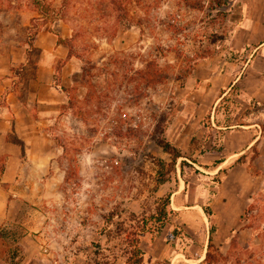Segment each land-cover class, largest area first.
I'll return each instance as SVG.
<instances>
[{
  "label": "rangeland",
  "instance_id": "374dc122",
  "mask_svg": "<svg viewBox=\"0 0 264 264\" xmlns=\"http://www.w3.org/2000/svg\"><path fill=\"white\" fill-rule=\"evenodd\" d=\"M169 6L163 0L140 34L134 24L116 22L106 0H0V66L9 67L0 94V167L7 169L0 200L7 201L8 211L0 224V264H124L125 234L167 193L170 223L157 236L141 233L142 251L157 240L160 247L198 258L211 235L210 264H264L260 148L252 146L236 161L246 171L228 172L232 163L211 165L221 157L223 126L256 124L255 135L264 136V106L254 101L241 106V83L214 109L231 76L240 74L264 42V0H232L216 26L206 17L200 26L202 14L196 13V24L186 27L196 39L180 45L157 23ZM215 31L224 40L212 44L208 35ZM44 34L69 40L62 44L67 59L60 52L45 58L30 46ZM174 49L188 56L196 52L195 65L184 66ZM151 61L166 79L155 85L132 80ZM50 64L49 86L40 87L38 67ZM58 84L72 89L73 101L60 118L67 98ZM165 115L164 137L183 158L176 177L156 186L155 160L170 161L156 144L157 124ZM202 206L212 209L211 219Z\"/></svg>",
  "mask_w": 264,
  "mask_h": 264
},
{
  "label": "trees",
  "instance_id": "16d2710c",
  "mask_svg": "<svg viewBox=\"0 0 264 264\" xmlns=\"http://www.w3.org/2000/svg\"><path fill=\"white\" fill-rule=\"evenodd\" d=\"M101 1V0H100ZM107 5L110 7L112 15L115 16V21L119 22V20L124 21L126 24H134L140 30V34L144 33V29L142 27L143 21H146L148 26L150 22L154 21V17L152 13L156 10H159V5L163 0H106ZM170 6L168 7L170 11H167L163 18L157 23H160V26L166 31L168 40L174 42L176 45H180L181 40L183 39H196V33H190L186 30V27L191 24H196V13L202 14L201 18H198V22L202 26L204 24L205 17L207 18V23L211 26H216L220 24L227 16L228 10L232 3V0H166ZM65 2V0H63ZM133 8V9H132ZM134 11V12H132ZM135 11H138L142 14H137ZM188 13H192L193 20L190 21L186 19V15ZM158 18V17H157ZM203 19V21H199ZM151 27V26H149ZM198 36V35H197ZM211 37L209 40L210 43H214V39L217 41H223V34H217V32H213L208 35ZM202 38V36H199ZM204 37V36H203ZM57 42L59 44H63L64 42H69L68 39H62L61 37H57ZM202 42V41H201ZM31 46V45H30ZM158 50L162 49V45H158ZM169 50L168 47H166ZM175 56L178 58H184L185 63L184 66H189L190 69L193 67V64L196 63V52H193L191 56H188L184 51L180 49H174ZM28 57V52L26 53ZM69 56V55H67ZM147 71V72H145ZM145 71L139 70L136 71L135 74L138 75L134 79L143 80L147 84L155 85L160 82H163L166 77L165 75L158 69V65L151 61L145 65ZM187 77V75H184ZM180 78V77H179ZM63 95L66 96L67 102L62 105L60 108V112L58 113V118L65 115L68 110H70L73 106V101L71 99V88H66L61 86L60 84L56 85ZM237 87L232 85L229 91L221 97L216 106L215 110L219 108L221 104L228 100V96L234 91ZM236 105V103H233ZM168 117L162 116L158 121V134L159 137L156 139V144L163 150L164 153L168 154L170 157L169 162H165L162 159H156L155 165L157 167L153 181L156 186H161L167 182H170L173 178L176 177V165L177 161L180 158H183L180 151L171 145L169 141L164 137V133L168 123ZM243 125V124H241ZM217 127H220L216 124ZM230 125H225L223 128H228ZM223 130H220L222 133ZM54 139L59 143V139ZM63 150L65 147L62 145ZM222 160L215 161V164L219 165ZM184 161H181L180 166L183 167ZM207 168V166H203ZM4 169L0 167V177L3 174ZM170 197L171 194H163L159 197H156L153 202V211L148 214L141 215L136 221H134V225L131 226L130 231L125 234V239L128 245V252L125 253V262L124 264H142L143 259V251L139 246V238L138 236L141 233H147L151 236H157L161 233L164 227L170 223V218L172 214V210L170 209ZM202 210L206 217L211 219L213 217V211L209 206H202ZM249 209L246 208L244 210L245 218L247 217ZM113 213L110 212L108 216H104L106 221L110 220V217ZM134 216V215H133ZM212 230L210 231V233ZM108 235V234H107ZM254 240L256 244H259L260 237L259 234L256 233L254 236ZM214 249V245L212 243L211 235L208 237L207 251L205 253L204 262L210 264L209 261L215 258L212 256V250ZM244 251H248L247 248L243 249ZM221 258L222 255H220ZM239 259H237V262ZM11 264H14L11 262Z\"/></svg>",
  "mask_w": 264,
  "mask_h": 264
},
{
  "label": "crops",
  "instance_id": "0c3cea01",
  "mask_svg": "<svg viewBox=\"0 0 264 264\" xmlns=\"http://www.w3.org/2000/svg\"><path fill=\"white\" fill-rule=\"evenodd\" d=\"M58 36L61 37L60 35L57 34L53 36H51V34H44L42 37H37L34 40V43L31 44V46L42 52L43 55H45V58H48V56H53L54 55L53 53L60 52L61 55L59 56V58L61 60H65L67 59V53L62 49V44H59L57 42ZM61 38L66 39V37H61ZM46 40H48V46L45 45ZM263 47H264V42L260 43L255 48L256 52L253 59L250 60L248 64H246V66L242 68L238 76L235 75H233L234 77L231 76L230 78L231 80L229 81L228 84L229 86L223 92L226 94L232 85H235L237 87V84L241 83L242 86L240 87V91L237 94L238 98L240 97L239 101L241 106L247 105L249 101H254L258 105L264 106ZM26 53L27 52L25 50V54ZM21 62H25V57ZM8 71H9L8 66L7 67L0 66V94L4 93V90L6 88L5 87L6 84H4V79H6V76L8 75ZM51 71H52L51 64L40 65L38 67L37 76H36V83L38 86L40 87L41 85L49 86ZM251 81H253L254 84L252 86H249V83H251ZM60 85L63 86L62 84ZM63 87L66 86L64 85ZM57 90L60 93L58 87ZM223 93L222 96L224 95ZM216 106L214 107V109L216 108ZM20 108H21L20 111H23L24 116L28 114V111L23 105H21ZM255 125L256 124H243L237 126H230L228 128H222L223 133L221 138V157H220L222 162L219 165H217L215 164V160L213 159L214 161H212L211 165L214 169H220L222 168V166L232 163L234 165L228 169V172L235 171L238 169L246 171L243 164L237 163L236 161L239 158L243 157L245 154H247V152L254 145L260 148L258 158L264 160V136L261 137L259 135L258 136L255 135V131H256ZM211 152L210 154H213ZM213 155H211V160L212 158H215L213 157ZM203 166H207V168H210V165H203ZM6 174H7V169L5 168L2 174L3 178ZM6 182L7 181L5 180H1L0 184H4ZM6 213H8L7 201L0 200V224ZM160 244L161 243L157 240L153 241L152 244H150L148 250L143 251L144 255L142 259V264H154L155 262L162 261L164 258L168 259V264H200L201 262H204V258H205L204 251L198 258L196 257L193 258V257L185 256L182 252L178 251L176 248H173L170 245L166 244L160 247ZM157 248H160V251L156 252Z\"/></svg>",
  "mask_w": 264,
  "mask_h": 264
}]
</instances>
